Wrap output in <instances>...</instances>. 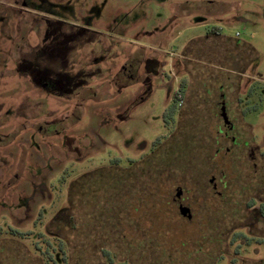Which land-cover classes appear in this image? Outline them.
I'll return each mask as SVG.
<instances>
[{
  "label": "rangeland",
  "instance_id": "rangeland-1",
  "mask_svg": "<svg viewBox=\"0 0 264 264\" xmlns=\"http://www.w3.org/2000/svg\"><path fill=\"white\" fill-rule=\"evenodd\" d=\"M215 26L255 49L235 123L257 167L216 154L214 104L177 119L226 82L200 57ZM178 188L190 221L155 194ZM260 198L264 0H0V264H264Z\"/></svg>",
  "mask_w": 264,
  "mask_h": 264
},
{
  "label": "crops",
  "instance_id": "crops-1",
  "mask_svg": "<svg viewBox=\"0 0 264 264\" xmlns=\"http://www.w3.org/2000/svg\"><path fill=\"white\" fill-rule=\"evenodd\" d=\"M213 28L214 27L209 28L207 31V34L204 36L203 42L205 46L207 44L208 49L206 53L203 51L200 52L202 54L200 55V57L201 59L205 57L208 58L207 61L210 64H212L213 62H217L218 66L221 67L223 70H228L229 74L223 78L224 81L226 80L224 85L217 82V81L220 82V80L218 79L219 77L217 75L211 74V73L208 74L209 78L217 82V85H216L217 95H215V99H213V101H210V99L213 98L212 96H214L213 93L215 92V90L210 93L211 95H209V93H206L207 95L204 96V94H202V90L200 89L199 98L198 99L196 98L197 100L196 103H193L192 102L193 97L190 96L192 94L189 93L191 92L189 83L183 82L181 84L182 90L184 88L185 92L186 93L188 92L189 94L188 95L186 94L187 100H185V102L183 101L184 104L182 105L183 107L182 108V111H183L182 120L186 118L189 121L188 123L193 124L191 120L188 119V117H191L192 119H194V117L196 118L200 117L202 116V114L208 111L211 112L209 109L207 111L206 108H205L206 110L205 112L204 110L199 109V107L204 106V103L209 102L210 104H214L215 107L217 108L216 113L214 114L212 113L213 116L211 117V119H214L216 121L214 125L217 126L216 127L217 129L218 126L222 125V121L219 120L220 119L219 111H220V104H221L220 102L222 100H225L229 108L230 109L232 108L233 110H235L236 118L238 119V121L236 122L242 125L245 123H244V118H243L244 116L242 115V111L240 109V104H241L240 95H242L243 93H247L249 90H251L253 81H256V79L254 76H250V74H248V70L251 67V59L244 58L240 50L241 48H244V49L247 48L248 50L250 49V51L252 49L254 51L255 49L251 46L241 45V44H238L236 41L231 40V38H228L223 33V31H221L219 27L218 28H219L220 33L213 32L212 31ZM192 41H195V40H192ZM190 47H191V44H190ZM259 81L261 82L262 79ZM199 112H203V113L199 116L198 115ZM197 123H195V126H197L199 129H203L201 127L202 125H198ZM187 124L185 125L186 127H187ZM191 126H194V125H191ZM216 129H213L211 133L215 134Z\"/></svg>",
  "mask_w": 264,
  "mask_h": 264
},
{
  "label": "flooded vegetation",
  "instance_id": "flooded-vegetation-1",
  "mask_svg": "<svg viewBox=\"0 0 264 264\" xmlns=\"http://www.w3.org/2000/svg\"><path fill=\"white\" fill-rule=\"evenodd\" d=\"M220 103L221 104H220L219 116H220V119L222 121V125L218 126V128L216 129L215 136L213 137L214 144L219 146V148H217V150H216V154H219L222 151H224L226 154H229L233 150V143L235 145L236 144L237 145H241L242 142H245V143H247L249 145L248 150H247V152H248V162L252 163L253 167H257L258 166L257 161H259V157L261 158V156L259 155V149H260L259 146H257V145L253 146V144H250V141H248V140L243 141L242 140L244 138L242 136L243 135V131L241 129L240 130L236 129L237 128V124L235 122L238 120L236 117H234V120H233V119H230V117L228 116V118L230 120V123L226 124L224 122V119L222 117L223 110H225V112L228 115L229 106H228V104H227V102L225 100H222ZM182 113H183V111L180 110V112L178 113L179 115H178L177 119H179V120L182 119ZM225 141L227 142V145H225ZM222 178H218L216 176H211L209 178V186H210V188H212V194H214L215 197L222 195L221 194L222 193L221 185L223 184ZM155 194H156L157 199L162 197L161 201L162 200H166L167 201V204L164 203V206H166L168 210H169L168 204L172 203V204H174V206H173L174 208H172V209H174V211L178 209V214H180V210L179 209H180L181 206L189 207L191 209V212H192V208L190 207V204L187 201L189 199V197H187L185 195L184 190L181 189V188H178L176 190V192H175V195L171 196L169 198L168 197L166 198V196H163V194L161 192L157 191V190H156ZM261 198L258 199V204L257 205H254L253 207H251L252 214L254 216L255 215L257 216V219L259 220V222L261 220L260 216H262L264 218V200L261 199ZM192 215H193V213H192ZM180 216L183 219L188 220V221L192 220V218H193V216H192V218L189 219L187 217L182 216L181 214H180ZM248 229H249V232H250L249 233L250 236L257 237V238L261 237L259 235H256V236L253 235V233L251 232L252 231L251 230V226H249Z\"/></svg>",
  "mask_w": 264,
  "mask_h": 264
},
{
  "label": "water",
  "instance_id": "water-1",
  "mask_svg": "<svg viewBox=\"0 0 264 264\" xmlns=\"http://www.w3.org/2000/svg\"><path fill=\"white\" fill-rule=\"evenodd\" d=\"M222 117H223L224 122H225L226 124L230 123V120H229L228 115H227V113L225 112V110H223ZM179 210H180V214H181L182 216L187 217V218H189V219L192 218L193 215H192L191 209H190L189 207L181 206Z\"/></svg>",
  "mask_w": 264,
  "mask_h": 264
},
{
  "label": "trees",
  "instance_id": "trees-1",
  "mask_svg": "<svg viewBox=\"0 0 264 264\" xmlns=\"http://www.w3.org/2000/svg\"><path fill=\"white\" fill-rule=\"evenodd\" d=\"M212 31L213 32H215V33H220V31H219V28L218 27H214L213 29H212ZM181 90V89H180ZM176 96H177V99H178V95L176 94Z\"/></svg>",
  "mask_w": 264,
  "mask_h": 264
},
{
  "label": "built area",
  "instance_id": "built-area-1",
  "mask_svg": "<svg viewBox=\"0 0 264 264\" xmlns=\"http://www.w3.org/2000/svg\"><path fill=\"white\" fill-rule=\"evenodd\" d=\"M177 95H178V100H179L180 103L182 104V102H183V97H182L181 93L179 92Z\"/></svg>",
  "mask_w": 264,
  "mask_h": 264
}]
</instances>
